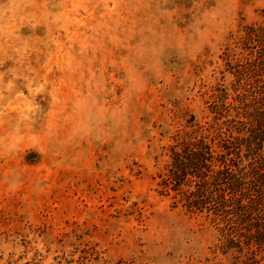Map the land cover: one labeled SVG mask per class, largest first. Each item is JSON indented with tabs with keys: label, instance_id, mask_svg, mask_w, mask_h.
I'll use <instances>...</instances> for the list:
<instances>
[{
	"label": "rangeland",
	"instance_id": "1",
	"mask_svg": "<svg viewBox=\"0 0 264 264\" xmlns=\"http://www.w3.org/2000/svg\"><path fill=\"white\" fill-rule=\"evenodd\" d=\"M263 10L0 0V264H242L159 174L233 93L224 53Z\"/></svg>",
	"mask_w": 264,
	"mask_h": 264
},
{
	"label": "trees",
	"instance_id": "2",
	"mask_svg": "<svg viewBox=\"0 0 264 264\" xmlns=\"http://www.w3.org/2000/svg\"><path fill=\"white\" fill-rule=\"evenodd\" d=\"M224 54L233 93L219 88L213 122L169 146L159 185L217 223L224 254L264 264V22L246 24Z\"/></svg>",
	"mask_w": 264,
	"mask_h": 264
}]
</instances>
